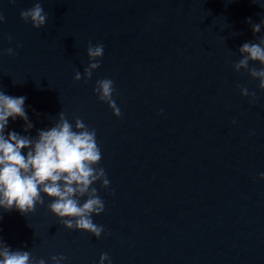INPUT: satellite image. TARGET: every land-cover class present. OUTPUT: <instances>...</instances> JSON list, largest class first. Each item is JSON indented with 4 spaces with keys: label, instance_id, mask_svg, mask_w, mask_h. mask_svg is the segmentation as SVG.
I'll return each mask as SVG.
<instances>
[{
    "label": "water",
    "instance_id": "1",
    "mask_svg": "<svg viewBox=\"0 0 264 264\" xmlns=\"http://www.w3.org/2000/svg\"><path fill=\"white\" fill-rule=\"evenodd\" d=\"M37 2L39 30L20 17ZM0 14V91L25 96L33 124L9 119L5 135L35 138L62 111L75 130L78 117L96 130L110 181L94 185L99 240L63 227L44 197L28 216L0 209L7 246L46 264H100L103 253L111 264H264V91L233 68L242 44L264 36L247 22L264 20V0H0ZM89 43L104 45L101 67L76 82ZM104 78L119 119L93 91Z\"/></svg>",
    "mask_w": 264,
    "mask_h": 264
},
{
    "label": "clouds",
    "instance_id": "2",
    "mask_svg": "<svg viewBox=\"0 0 264 264\" xmlns=\"http://www.w3.org/2000/svg\"><path fill=\"white\" fill-rule=\"evenodd\" d=\"M20 17L25 24L30 23L37 30L44 28L48 20L40 2L22 10ZM5 22L6 18L0 14V23ZM247 22L254 35L261 33L264 20L253 23L249 18ZM12 40L13 37L9 35V43ZM239 53L242 58L233 63V68L237 73L243 70L253 80H258L259 89L264 91V36H259L257 42L243 43ZM6 54L14 56L16 52L10 47ZM87 55L88 66L84 68L83 76L80 71L75 73L76 82L92 79L93 73L101 67L104 45L89 43ZM257 62L260 67L250 66ZM238 87L244 97H250L251 102H255V92L250 93L247 88ZM93 91L100 102L108 104L118 119L122 117L113 98V80H97ZM26 99L25 96L13 97L0 91V209L5 212L15 210L28 216L36 211L37 205H44V197H47L51 200L47 205L49 211L59 218L63 227L69 231L89 233L99 240L105 229L103 225L94 223L93 217L105 212V202L94 185L100 183L107 190L110 181L105 169L100 166L102 152L96 130L90 129L78 117L75 118L74 130L73 124L62 111L58 122L50 128L38 130L35 138L15 131L8 132L6 136L9 119L23 120L25 132L33 128L25 110ZM23 150H26V156L22 154ZM260 179H264V173H260ZM50 260L52 264H64L67 257L53 255ZM105 262L111 264L107 253L100 256V264ZM0 264H46V261L34 257L29 251L13 250L0 239Z\"/></svg>",
    "mask_w": 264,
    "mask_h": 264
}]
</instances>
